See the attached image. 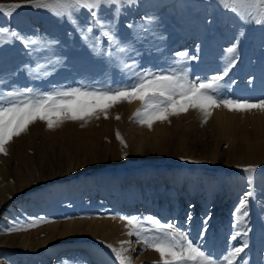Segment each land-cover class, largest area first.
Here are the masks:
<instances>
[{"label": "rangeland", "instance_id": "rangeland-1", "mask_svg": "<svg viewBox=\"0 0 264 264\" xmlns=\"http://www.w3.org/2000/svg\"><path fill=\"white\" fill-rule=\"evenodd\" d=\"M8 3L22 6L11 15L0 10V28L17 31L37 43L28 48L19 40L0 43V95L26 88L36 93L78 87L114 90L133 82L132 71L187 68L190 79H205L223 73L228 58L234 57L236 63L221 82L223 98L264 99V25L239 21L219 0H135L125 4L118 17L113 16V9L102 8L101 19L115 24L124 52L109 48L99 28L87 32L91 17L86 10L73 13V24L67 16L57 17L23 0H0V4ZM148 17L151 24H145ZM233 45L235 53H228ZM177 52L187 53L189 58L177 63ZM133 62L132 71L124 68ZM123 102L127 101L114 103L93 117L59 124L86 125L82 135L68 140L50 138L42 132L46 122L36 120L22 132L20 140L7 145V154L0 153V168L10 171L15 189L25 188L0 207V240L49 222L120 217L119 209L109 201L97 204L98 199H88L87 192L101 186L113 196L128 195L134 203L144 202L142 210L130 212L131 208L125 217L144 220L151 216L176 225L179 221L185 231L186 225L192 227V241L201 243L214 258H222L231 250L223 246L220 237L230 233L237 242L243 239L241 246L247 245L233 264L263 262L264 161L250 164L244 158L246 144L256 136L264 138V111L225 109L226 120L210 115L205 121L202 113L189 109L148 127L133 118L137 109L130 115L123 112ZM36 128L42 130L33 135ZM131 134L135 140H128ZM137 141L143 142L141 146ZM6 160L9 165H5ZM248 165L256 166L251 183L243 171ZM247 192L252 193L245 207L248 214H241L239 227H235L238 218L234 214ZM225 204L230 208L223 207ZM158 208L166 213L158 212ZM205 221L207 232L201 240L199 233ZM43 232L34 235L35 241ZM99 236L56 239L34 249L0 247V264H118L108 245L116 247L107 239L99 240ZM132 240L137 242L135 235ZM258 241L262 245L255 255ZM70 247L86 253L87 262L76 263L68 254H61ZM136 250L137 256L147 257L140 264H161L159 254L142 243L137 242Z\"/></svg>", "mask_w": 264, "mask_h": 264}, {"label": "snow or ice", "instance_id": "snow-or-ice-1", "mask_svg": "<svg viewBox=\"0 0 264 264\" xmlns=\"http://www.w3.org/2000/svg\"><path fill=\"white\" fill-rule=\"evenodd\" d=\"M23 3L36 9L50 11L57 17L67 16L73 24H75L73 13H78L81 9L86 10L91 17L87 32L91 33L94 28H99L101 35L107 39L109 48H115L118 52L126 50L120 46V41L117 39L115 24L105 23L101 19L100 12L102 8H111L113 16L118 17L122 7L125 4L135 3V0H23ZM219 3L243 23L254 22L257 25H264V0H219ZM21 6V3L0 4V10L11 15ZM151 23L152 18H146L145 24ZM128 27L132 28L133 25L130 24ZM12 40L21 41L26 48L37 43L31 37L21 35L17 31L10 32L8 29L0 28V43ZM96 47H99V38ZM235 51L236 45L227 49L228 53ZM176 58L177 63H181L189 57L187 53L177 52ZM235 63V58L229 57L223 73L205 79L200 77L190 79L187 68L169 72L136 73L132 71L135 68L133 62L124 64L126 70L132 71L133 82L119 89L97 90L78 87L44 93H36L31 88L9 91L0 95V153L7 154L5 145L13 137L26 131L28 125L36 120L46 122L47 127L52 129L64 120H81L95 115L98 111L104 112L107 107L121 100L129 103L133 99L140 100L141 107L133 114V118L148 127L157 120H166L170 115H178L189 109L199 110L205 121L211 115L210 110L213 108L224 107L229 111L252 109L264 111V99L250 102L223 98L221 95V82ZM117 138L120 139L119 134ZM243 171L249 174L251 183V174L256 172V166L248 165ZM251 195V192H247L241 199L234 214L238 218L235 227H239L241 214L247 216L245 207ZM119 219L125 221L126 226H130L128 235H135L138 243L159 254L161 264H233L246 246L232 247L222 258H214L203 250L201 243H194L189 239L188 233L179 229L175 223H162L151 216L144 220L125 216H120ZM145 224L149 227H145ZM206 232L207 221L204 223V229L199 233L201 240L204 239ZM232 238L235 239V236ZM108 247L111 248L118 264H131V257L125 255L129 249H116L111 245Z\"/></svg>", "mask_w": 264, "mask_h": 264}, {"label": "bare ground", "instance_id": "bare-ground-1", "mask_svg": "<svg viewBox=\"0 0 264 264\" xmlns=\"http://www.w3.org/2000/svg\"><path fill=\"white\" fill-rule=\"evenodd\" d=\"M120 102H118V104ZM140 104H141L140 100L133 99L130 103L128 101L127 102H123L121 108H122L123 112L127 113L128 115H130L131 113H133V111H135V109L139 108L138 106ZM225 109L226 108H224V107L211 109L210 110L211 111V115L215 117V118L214 117H212V118L218 119V121L220 119L221 120H226L228 113L226 112ZM196 111L201 113L199 110H196ZM121 113H122V111H121ZM122 115H124V113H122ZM91 117H93V116H91ZM64 124L56 126V127H53L52 129H49L47 127V125H44V129L43 130L36 128V129L33 130L32 134L33 135L34 134H38L42 130V132L46 136H48L50 138H59L61 140H68L73 135H82L83 134V130L86 129V125L82 126V125H64ZM96 126L97 125H95L94 127H96ZM120 126H122V125H120ZM134 126H132V127H134ZM87 127H89V126H87ZM155 127L158 128V125H156ZM155 127L153 129H156L155 131H157V128H155ZM162 127H163V125H162ZM129 128H131V127L129 126ZM162 129L164 130L165 128H162ZM166 129H168V128H166ZM141 130H143V129H140V131ZM123 131H124V129H123ZM144 132H145V130H144ZM146 132L149 133V130L146 131ZM157 132H159V131H157ZM224 132L222 131V133H224ZM127 133H129V132H127ZM130 133H132V132L130 131ZM22 134L23 133H21L19 136L13 137L12 140L8 144L5 145V148H7V145L12 144L17 139H19V138L21 139ZM161 134H163V133H161ZM225 134H226V132H225ZM131 135H127L128 140H130V139H131V141L135 140L134 138H132L134 136L133 135L131 136ZM137 135H139V134H137ZM146 136H147V133H146L145 137ZM164 136H165V134H164ZM224 136H226V135H224ZM33 137L34 136H32V138ZM135 137H136V135H135ZM259 137H260V135H259ZM259 137L256 136V137H254L253 140H250V141L248 140L249 143L246 144L247 149L245 151V158H244L245 159V161H244L245 163H250V162H259V163H261V161H264V138H259ZM141 142L142 141L138 142V146H141ZM138 148H140V147H138ZM221 152L220 153L218 152L219 155L222 154ZM238 161L240 162V160H238ZM4 163H5V165L6 164L9 165L10 161L6 160V161H4ZM99 168L101 169L102 166H100ZM14 173L15 172H13V174ZM53 176H55V175H53ZM9 177H11L10 176V171L8 172V169L4 170L3 168H0V207L4 203H6L12 196H14L16 194L15 193L16 191H19V190H22L23 188H25V185H24V186L18 187V189H15L16 186L15 187L12 186V182L10 181ZM3 181H5V183L2 185L1 183ZM8 185H10V186L8 187ZM96 189H97V191H95V192H93V191H88L87 192L88 199H93V198L94 199H98L97 204H100L99 202H103L104 199H105V201H109V204L111 206L116 207L117 209H119V212H120L121 216H126V214L130 213V212L142 210V208L145 207L144 204H143L144 202L142 200H139L140 203H138V202L136 203V201L134 203V201L128 195H125L124 197H120L119 198L118 196H113V195L109 194L108 191H105V189L103 187H101V186H98ZM101 198H103V200ZM225 200H227V199H224V201ZM223 207L227 208V207H229V205L227 206V204H225ZM131 208H132V211L129 212V209H131ZM216 210H220V208L217 206ZM159 211L163 213L165 210L163 211L162 208H158V212ZM164 213H166V212H164ZM174 217L177 218V215H174ZM178 219L182 220L181 218H178ZM176 226L179 229L185 231L184 228H182L181 222L178 221ZM186 227H187L186 232L188 233L189 238L192 240V235H193L192 229H191L192 227L189 228L187 225H186ZM129 228H130V226H126V222L120 220L119 217H117V216L116 217H111V216L110 217H106V216L104 217L103 216V217H100L98 219L97 218H91L89 220H82V221L68 220V221L60 223V224H58L56 222H49L47 224H43V226L41 225L40 227L36 228V230H34V231H31V230H30V232L29 231L28 232H24V231L22 232L21 231V232H19V234H17V236H16V233H14L15 235H12L7 240H5V239L4 240H0V247L1 248H5L6 247L5 249H7V248L11 249L12 248V249H17V250H19V249H23L24 250V249H27V248H33L34 249V248H37L39 246H42V244L45 243V242H51L52 243V241H54L56 239L60 241L62 239L71 238V237H81V236H89V237H91V236H95V235H100L99 236V240H101V239L106 240L107 239L116 248L120 247V248H124V249H129L125 253V255L131 257V262L135 261L136 264H140L142 262L147 261V259H146L147 257L144 254L137 256V250H136L137 242L132 240L133 235H128ZM228 231H229V229H228ZM39 232H43L44 235H43V237H39L35 241L34 235H36ZM223 232H224V230H223ZM226 232H227V230H226ZM222 234L220 233V235H222ZM229 234L230 233H225L222 236H220L221 237V243H223V246L226 245V247L229 246V248H232V247H239V246H241L243 244V239L239 240V242H237V241H235V239L232 238L234 235L232 234L233 236H230ZM122 241L127 242V243H123L122 244L121 243ZM261 245L262 244L259 241H258V243H256V245H255L256 249L255 250L253 249V252H254L255 255L259 254L258 253V249L260 248ZM206 247H207V245H206ZM244 248H246V247H244ZM249 253H250V251H249ZM61 254H64V255L68 254L69 257H71L73 261H76V263H79V262H84L85 263V262H87V254L83 253L80 250H78L77 247H70L69 252L68 251H65V252L63 251ZM152 256H153V254L151 255V257L150 256L149 257L152 258ZM154 256H155V254H154ZM258 264H264V261L261 262V263H258Z\"/></svg>", "mask_w": 264, "mask_h": 264}]
</instances>
